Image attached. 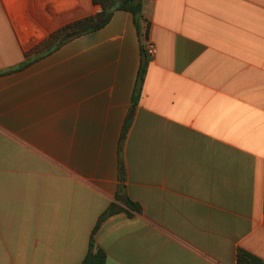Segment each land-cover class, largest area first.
I'll return each mask as SVG.
<instances>
[{
    "label": "crops",
    "instance_id": "0c3cea01",
    "mask_svg": "<svg viewBox=\"0 0 264 264\" xmlns=\"http://www.w3.org/2000/svg\"><path fill=\"white\" fill-rule=\"evenodd\" d=\"M100 11L0 0V264H81L112 207L105 264L264 260V0H143L12 70Z\"/></svg>",
    "mask_w": 264,
    "mask_h": 264
},
{
    "label": "trees",
    "instance_id": "16d2710c",
    "mask_svg": "<svg viewBox=\"0 0 264 264\" xmlns=\"http://www.w3.org/2000/svg\"><path fill=\"white\" fill-rule=\"evenodd\" d=\"M93 3L95 5L101 6L100 12L70 22L69 24L56 30L46 40L36 45L32 50L27 52L26 55L29 58L28 63L12 70H21L31 64L33 61H36L46 56L47 54L59 49L64 44L84 34L101 29L111 21L116 10H126L132 12L137 22H139V20L143 18V0H93ZM145 35L149 36L148 29L146 30ZM146 67L147 64L144 62L142 64L138 78V91H141L143 88V83L145 80L144 76L146 75ZM127 203L128 207H130L131 210H135V208L137 209V205L135 203L131 201H128ZM115 212H117L115 208H109L108 212H106V214L100 218L98 225L93 232L89 253L87 254L86 258H84L81 264H105V258H107L106 252L95 244L94 235L101 221L109 214L111 215ZM237 264H264V260L250 253L249 251L240 248L237 252Z\"/></svg>",
    "mask_w": 264,
    "mask_h": 264
},
{
    "label": "built area",
    "instance_id": "2783aa9c",
    "mask_svg": "<svg viewBox=\"0 0 264 264\" xmlns=\"http://www.w3.org/2000/svg\"><path fill=\"white\" fill-rule=\"evenodd\" d=\"M142 48L143 51L147 54L148 57H154L158 53V48L155 43L150 39L149 36H146L145 33L142 37Z\"/></svg>",
    "mask_w": 264,
    "mask_h": 264
}]
</instances>
